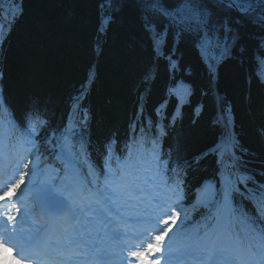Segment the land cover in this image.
Segmentation results:
<instances>
[{"label":"trees","instance_id":"16d2710c","mask_svg":"<svg viewBox=\"0 0 264 264\" xmlns=\"http://www.w3.org/2000/svg\"><path fill=\"white\" fill-rule=\"evenodd\" d=\"M245 43L248 54L233 51L219 63L216 79L190 42L180 45V68L170 72L141 31L133 0H0V97L7 101L0 105V131L21 139L19 118L38 100L54 128L74 133L65 150L85 180H101L102 145L112 137L115 155L127 144L141 158H162L181 176L187 170V206L205 181L219 188L242 175L264 180V44ZM222 115L234 122L236 155L222 151L220 164L215 153L200 154L230 131ZM50 148L35 154L41 167L68 180L67 160ZM236 201L252 211L246 198ZM192 210L189 222L199 218Z\"/></svg>","mask_w":264,"mask_h":264},{"label":"snow or ice","instance_id":"6c2138e0","mask_svg":"<svg viewBox=\"0 0 264 264\" xmlns=\"http://www.w3.org/2000/svg\"><path fill=\"white\" fill-rule=\"evenodd\" d=\"M133 4L140 29L151 42L154 55L168 61L170 72L180 68L177 53L184 42H190L197 50L209 67L212 79L217 78L219 63L229 58L233 51L242 56L248 54L246 40H256L257 46L264 44V0H133ZM4 104H7L6 99L0 97V105ZM230 111L231 105H226L224 112ZM222 118L230 131L224 140L200 154L203 158L215 153L220 164L224 163L222 151L225 155H236L234 122L229 124L226 116L222 115ZM19 124L22 142L33 150L34 155L41 147L49 151L51 146L53 153L59 148L61 158L69 164L75 163L71 153L65 150L66 138L74 133L67 128L63 132L54 128L40 101H30L19 118ZM260 132L264 134V127ZM114 142L109 137L102 145L105 153L104 168L100 172L102 188H85L78 174L70 172L72 185L82 193L76 209L80 215L77 217L73 213L72 216L78 220L79 226L74 229L78 235L72 238L71 234L65 233L70 244H86L100 233L119 241L128 231L130 221L149 225L162 222L164 227L157 231L154 239L159 241L162 234H168L170 227L176 225L171 235L183 241L179 250L182 256H192L193 259L209 256L212 264L217 260H222L223 264H236L237 253L244 250L246 264H264V180L257 179V174L242 175L238 181L223 180L219 188L215 182L205 181L197 187L193 197L192 207L197 209L199 218L194 216L189 222L187 209L180 203L187 170L181 176L170 165L166 166L162 158L155 155L141 158L127 144L124 154L115 155ZM194 162L198 164L199 159ZM161 172L164 175L171 172L177 178L169 182L163 179ZM20 180L24 181L23 175ZM88 183L92 184V181ZM241 183L242 189L238 186ZM205 189L207 193L201 197L200 193ZM237 195L247 199L251 212L237 203ZM173 205L183 213L179 224L169 211ZM129 209L133 215L128 214ZM68 211L72 212V208L69 207ZM16 212L19 215L21 209L16 208ZM14 219L7 216L8 221ZM165 247L171 249L172 245L165 241L163 245L153 247L148 244L144 249L135 250L134 245L122 244L120 251L114 253V259H121V253L129 248L134 261L141 262V257L147 253L150 258L141 264H164ZM153 253H157L160 259Z\"/></svg>","mask_w":264,"mask_h":264},{"label":"rangeland","instance_id":"374dc122","mask_svg":"<svg viewBox=\"0 0 264 264\" xmlns=\"http://www.w3.org/2000/svg\"><path fill=\"white\" fill-rule=\"evenodd\" d=\"M8 141H9L8 136L6 134L2 133L0 135V151L2 149H4V146H5V144ZM14 145L15 146L17 145L18 149H21L23 152L27 153L28 147L25 144H23V142H17ZM24 159H25L24 166L26 164H28L33 169L31 177L26 180L27 188L29 190L32 189L31 188V183L34 180L35 181L37 180V181H39V182H41L43 184L40 187H38V188L36 187L35 188V192L39 194V197H41L43 195L51 197L52 195H54V190L53 189L57 188V184H53L49 177H47V176H45V175L40 173L39 168L37 166V162L36 161H32L31 162L30 159H29V155L28 154L24 155ZM70 171L71 172L74 171L75 173H77V170H76V168H75V166L73 164H71V170ZM78 176H79V174H78ZM79 179H80V177H79ZM80 181L82 182L81 179H80ZM61 184L62 183H60V185ZM72 188L75 190V192H76V194L78 196H80L82 194L81 191L78 188H76L75 186H72ZM35 198H36V196H35ZM35 198H34V200H35ZM36 200H37L38 204H41L39 198H36ZM33 212H34L33 217H36V215L40 213V211L37 208H34ZM174 243H176L175 246H174L175 248L181 249L183 247V241L182 240H177L176 239V241H174ZM0 264H10V262L8 260V257H6V255L1 250H0Z\"/></svg>","mask_w":264,"mask_h":264},{"label":"bare ground","instance_id":"6f19581e","mask_svg":"<svg viewBox=\"0 0 264 264\" xmlns=\"http://www.w3.org/2000/svg\"><path fill=\"white\" fill-rule=\"evenodd\" d=\"M206 193H207V189H205V191L202 192L201 197L205 196ZM52 200H53V199H52ZM79 202H80V201H76V203H72L70 206H68V208H69V207L72 208V213H75L77 207L79 206ZM181 261L183 262L184 259H180V262H181ZM177 262H178V261H177Z\"/></svg>","mask_w":264,"mask_h":264}]
</instances>
